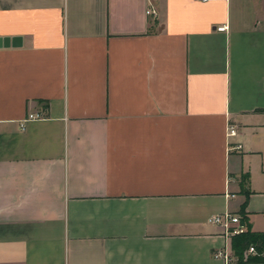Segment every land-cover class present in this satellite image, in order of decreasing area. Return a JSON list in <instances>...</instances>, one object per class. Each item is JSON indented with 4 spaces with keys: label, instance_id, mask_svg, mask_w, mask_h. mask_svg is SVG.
<instances>
[{
    "label": "crops",
    "instance_id": "crops-1",
    "mask_svg": "<svg viewBox=\"0 0 264 264\" xmlns=\"http://www.w3.org/2000/svg\"><path fill=\"white\" fill-rule=\"evenodd\" d=\"M2 39L0 264H264L208 222L264 231V0H0Z\"/></svg>",
    "mask_w": 264,
    "mask_h": 264
},
{
    "label": "built area",
    "instance_id": "built-area-1",
    "mask_svg": "<svg viewBox=\"0 0 264 264\" xmlns=\"http://www.w3.org/2000/svg\"><path fill=\"white\" fill-rule=\"evenodd\" d=\"M146 14L147 15H155L156 11L153 8H148L146 10ZM218 30H223L224 26H219L217 27ZM44 118V112L42 110L36 111V112H29L27 113V115L20 121V127H23L24 122L28 121V120H33V119H42ZM237 133V129L234 125H227V129H226V135L227 137H232L235 136ZM228 147L229 150H239L241 149V144L240 143H232V142H228ZM208 222L211 224H215L218 225L220 227H222L225 232L228 235H234V234H238V233H242L246 230V226L245 224L240 222V216L238 214H232L229 211H224L222 213H217L214 215H211L208 218ZM256 248L254 247V245H250L248 246V248L244 251V256L245 258L249 255V254H256ZM214 257H220L223 258L226 262H228L230 260V257L227 253V251H222V250H218L215 251L213 253Z\"/></svg>",
    "mask_w": 264,
    "mask_h": 264
},
{
    "label": "trees",
    "instance_id": "trees-1",
    "mask_svg": "<svg viewBox=\"0 0 264 264\" xmlns=\"http://www.w3.org/2000/svg\"><path fill=\"white\" fill-rule=\"evenodd\" d=\"M241 181H244V176L241 177ZM244 203L242 204L239 216L240 222L245 224L246 230L242 233L234 234L231 237L232 249L235 256L241 263H246L250 261H264V231L254 232L248 227V222L246 218V213L244 211ZM254 245L256 248V254H249L245 260L243 259V253L248 248V246Z\"/></svg>",
    "mask_w": 264,
    "mask_h": 264
},
{
    "label": "water",
    "instance_id": "water-1",
    "mask_svg": "<svg viewBox=\"0 0 264 264\" xmlns=\"http://www.w3.org/2000/svg\"><path fill=\"white\" fill-rule=\"evenodd\" d=\"M0 44L7 45L8 44V39H2V40H0Z\"/></svg>",
    "mask_w": 264,
    "mask_h": 264
},
{
    "label": "rangeland",
    "instance_id": "rangeland-1",
    "mask_svg": "<svg viewBox=\"0 0 264 264\" xmlns=\"http://www.w3.org/2000/svg\"><path fill=\"white\" fill-rule=\"evenodd\" d=\"M245 258L244 254H243V259Z\"/></svg>",
    "mask_w": 264,
    "mask_h": 264
}]
</instances>
